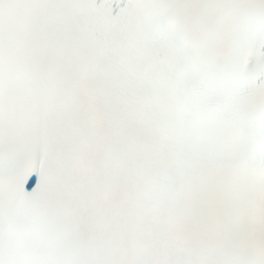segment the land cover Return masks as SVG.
<instances>
[{
    "label": "snow or ice",
    "instance_id": "1",
    "mask_svg": "<svg viewBox=\"0 0 264 264\" xmlns=\"http://www.w3.org/2000/svg\"><path fill=\"white\" fill-rule=\"evenodd\" d=\"M0 264H264V0H0Z\"/></svg>",
    "mask_w": 264,
    "mask_h": 264
}]
</instances>
